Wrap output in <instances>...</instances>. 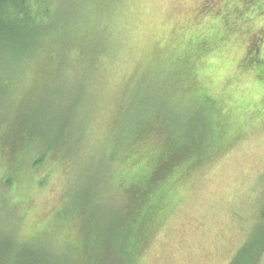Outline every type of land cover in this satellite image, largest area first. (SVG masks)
<instances>
[{
	"label": "rangeland",
	"instance_id": "374dc122",
	"mask_svg": "<svg viewBox=\"0 0 264 264\" xmlns=\"http://www.w3.org/2000/svg\"><path fill=\"white\" fill-rule=\"evenodd\" d=\"M41 1L0 51V264H264V62L238 63L264 0ZM132 158L156 174L139 204Z\"/></svg>",
	"mask_w": 264,
	"mask_h": 264
},
{
	"label": "trees",
	"instance_id": "16d2710c",
	"mask_svg": "<svg viewBox=\"0 0 264 264\" xmlns=\"http://www.w3.org/2000/svg\"><path fill=\"white\" fill-rule=\"evenodd\" d=\"M245 2H243L242 0H240L239 2H237L236 4H234V6L231 8V12L233 14V17L237 14L240 15L241 12L243 10L246 9L247 6H244ZM39 8V9H38ZM222 13H227L225 11H222ZM228 13L230 14V10L228 11ZM260 15V14H258ZM49 17V6H47V3L45 5V3H42L41 0H0V51H4L5 50V43L6 42H25L26 38H30L33 33L37 30L36 28L38 26H40L41 24H43V22L47 21V18ZM232 17V16H231ZM243 18V16H241V19ZM246 18V17H244ZM248 23L251 24V19H248ZM263 22L261 21L255 25L257 28V30L259 29L262 33V35L260 34H248V37L245 39L247 42L246 45L243 48V56L242 59H238V63H241V65L245 68H250L252 69L254 72H256V70H254V64H258L259 66L261 65V63L264 62V59H262L261 57V53L264 54V30H263ZM205 25V24H204ZM250 26V25H248ZM251 26V27H252ZM207 30H209L210 32L206 33L207 37H203L204 41L208 42V41H216V39H231L232 36H235L236 31L240 30V28L235 29V28H230L229 30L225 29L223 31V34L221 36H216V29H211V26L207 25ZM211 29V30H210ZM226 36V38H225ZM191 40V38H190ZM217 46L221 45L219 42H217ZM180 48V47H179ZM174 49V48H172ZM174 51L177 52V49H175ZM181 51H183V54H185V50H183L181 48ZM175 52V53H176ZM178 53V52H177ZM179 54V53H178ZM182 56V55H181ZM178 58H181L180 56ZM183 58V57H182ZM190 61L193 60V58L196 59L195 56H189L187 57ZM184 59V58H183ZM182 59V60H183ZM190 61H186L187 63H194V62H190ZM189 84V83H188ZM200 99L205 102V104L207 106H214L215 104H217V101L213 98L210 97V94L208 93V90H203L201 92V96ZM183 144L186 143V141L181 140ZM178 144V143H175ZM178 145H182L181 143ZM177 146V145H174ZM135 152L137 153L136 157H141L143 158V156H147L146 159L148 163H150L151 165L153 164L154 167L157 165V163L159 161L162 160V162L166 161V160H171L172 156L170 155V159L167 157H163L162 155H160L159 157L154 155V153L151 150H141L139 149H135ZM139 155V156H138ZM169 155V154H167ZM132 157H134V155L132 154ZM134 159V161H136L135 163H133V165H130L131 163L128 164V166H132L131 168L133 169V175L135 177V179L133 178V182L135 187L133 189H136V191L134 192L133 196L136 198H140L137 201V204H139V202L142 199V196L146 193L145 190L149 187V186H153L156 185L155 181H150V179H155V169H150V167L146 168V169H142L141 165H146V163L143 160H139L135 158H132V160ZM155 160H158L155 163ZM167 165H169V162L167 163ZM137 170V171H136ZM145 173V177L142 181L137 182L139 180H141V178H139V176L141 175L140 173L143 172ZM146 171V172H145ZM149 171V172H148ZM153 177V178H151ZM145 181H150V182H145ZM160 180H158L159 182ZM148 186V187H147ZM147 187V188H146ZM161 189V188H160ZM144 192V194H143ZM136 204V205H137ZM138 207V206H136ZM136 207L134 206L131 207V212L129 213V215L134 214ZM137 210V209H136ZM145 214V213H144ZM148 215L145 214V217H147ZM261 219L260 221L264 220V212L261 215ZM149 219V216H148ZM132 221V222H131ZM259 221V222H260ZM145 221L143 220H138L135 219L134 217L128 219L123 227H119V242L121 243V245H119V248H117V251H119L121 254H123L125 257H131V254L128 251H131L134 253H136V250L139 248V242L137 240L138 237V233L140 231V227L142 225V223H144ZM259 222L255 225L257 226L259 224ZM254 229V228H253ZM264 241V240H263ZM262 242V241H261ZM246 245V244H245ZM261 246V245H260ZM121 247H123L126 250L120 249ZM245 246H243L244 248ZM263 247V246H262ZM241 251V250H239ZM238 252L235 255V258L232 260V264L235 263V261L237 260V255ZM257 254V252L254 254V256ZM120 260L118 259V262L121 264H125L126 258H122L120 254H118ZM252 255L248 256V259L246 261L245 264H249V261H251L250 264H252V259L253 257ZM116 261V260H115ZM114 261V262H115ZM49 260L44 258L42 260H38V263H43L46 264L48 263ZM117 262V261H116Z\"/></svg>",
	"mask_w": 264,
	"mask_h": 264
}]
</instances>
